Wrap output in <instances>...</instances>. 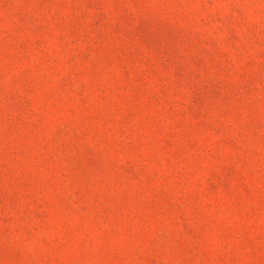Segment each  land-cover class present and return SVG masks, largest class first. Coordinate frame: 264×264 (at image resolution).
Listing matches in <instances>:
<instances>
[{"label":"rangeland","instance_id":"374dc122","mask_svg":"<svg viewBox=\"0 0 264 264\" xmlns=\"http://www.w3.org/2000/svg\"><path fill=\"white\" fill-rule=\"evenodd\" d=\"M0 264H264V0H0Z\"/></svg>","mask_w":264,"mask_h":264}]
</instances>
